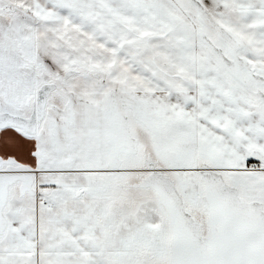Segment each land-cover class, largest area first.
<instances>
[{"label": "snow or ice", "instance_id": "1", "mask_svg": "<svg viewBox=\"0 0 264 264\" xmlns=\"http://www.w3.org/2000/svg\"><path fill=\"white\" fill-rule=\"evenodd\" d=\"M0 264H264V0H0Z\"/></svg>", "mask_w": 264, "mask_h": 264}]
</instances>
